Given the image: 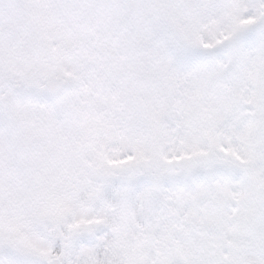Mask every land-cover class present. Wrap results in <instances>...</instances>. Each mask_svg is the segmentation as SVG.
Wrapping results in <instances>:
<instances>
[{
    "label": "snow or ice",
    "instance_id": "6c2138e0",
    "mask_svg": "<svg viewBox=\"0 0 264 264\" xmlns=\"http://www.w3.org/2000/svg\"><path fill=\"white\" fill-rule=\"evenodd\" d=\"M0 264H264V0H0Z\"/></svg>",
    "mask_w": 264,
    "mask_h": 264
}]
</instances>
